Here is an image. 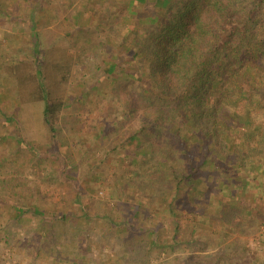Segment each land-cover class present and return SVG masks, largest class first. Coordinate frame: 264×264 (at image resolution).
Here are the masks:
<instances>
[{"label":"rangeland","instance_id":"obj_1","mask_svg":"<svg viewBox=\"0 0 264 264\" xmlns=\"http://www.w3.org/2000/svg\"><path fill=\"white\" fill-rule=\"evenodd\" d=\"M124 3L0 0V264H212L219 250L221 263L240 264V234H219L218 219L193 233L194 214L149 205L165 234L181 226L165 250L125 229L134 208L117 197L135 169L129 137L141 118L127 120L126 96H112L106 71L117 55L129 69L120 33L108 30V10ZM42 88L65 104L55 132ZM243 238L264 258V224Z\"/></svg>","mask_w":264,"mask_h":264},{"label":"trees","instance_id":"obj_2","mask_svg":"<svg viewBox=\"0 0 264 264\" xmlns=\"http://www.w3.org/2000/svg\"><path fill=\"white\" fill-rule=\"evenodd\" d=\"M126 1L108 10V30L120 33L129 69L118 55L106 68L112 96H126L127 120L141 118L129 137L135 169L117 197L134 208L125 229L175 248L180 224L165 234L145 210L160 202L159 211L194 214L193 233L218 219L219 234H240V264H264L243 242L264 224V0ZM42 89L44 119L55 132L65 104ZM220 257L212 264H224Z\"/></svg>","mask_w":264,"mask_h":264}]
</instances>
